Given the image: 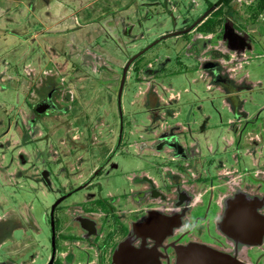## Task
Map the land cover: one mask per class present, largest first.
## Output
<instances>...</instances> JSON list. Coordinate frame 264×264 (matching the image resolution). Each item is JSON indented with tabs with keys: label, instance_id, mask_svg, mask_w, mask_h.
<instances>
[{
	"label": "rangeland",
	"instance_id": "obj_1",
	"mask_svg": "<svg viewBox=\"0 0 264 264\" xmlns=\"http://www.w3.org/2000/svg\"><path fill=\"white\" fill-rule=\"evenodd\" d=\"M259 2L232 0L235 17L223 16L204 34L191 29L217 0H0V260L36 263L33 251L48 248L49 206L70 189L71 204L130 191L131 173L147 165L145 143L164 121L227 125L212 129L216 137L194 133L204 144L240 134L245 148L258 133L264 162ZM228 28L243 35L246 48L228 47ZM206 59L219 63L228 89L207 75ZM48 82L57 87L56 108L33 110ZM229 100L239 101L247 118L236 117Z\"/></svg>",
	"mask_w": 264,
	"mask_h": 264
},
{
	"label": "flooded vegetation",
	"instance_id": "obj_2",
	"mask_svg": "<svg viewBox=\"0 0 264 264\" xmlns=\"http://www.w3.org/2000/svg\"><path fill=\"white\" fill-rule=\"evenodd\" d=\"M231 29L224 33L228 47L246 48L243 35ZM202 67L214 83L228 89L231 80L217 61L206 59ZM47 85L50 89L33 110L38 105L56 108L52 92L57 87ZM151 100L154 107L155 94ZM228 103L236 117L247 118L239 101ZM224 126L181 119L160 123L145 143L147 165L131 173L130 191L118 197L87 196L71 204L65 201L76 189H70L51 203L45 219L48 248L34 250L32 261L38 257L35 264H182L178 260L183 248L193 245L213 250L232 264H264L261 138L250 133L248 146L242 148L240 134L239 139L225 136L216 144H204L194 136L202 131L216 137L212 129L221 131ZM233 144L236 150L229 151ZM119 145L120 140L115 151ZM112 156L83 181V188L92 186ZM244 156L251 166L245 165ZM249 176L257 183L247 181ZM16 262L26 264L24 258L11 255L0 260V264Z\"/></svg>",
	"mask_w": 264,
	"mask_h": 264
},
{
	"label": "trees",
	"instance_id": "obj_3",
	"mask_svg": "<svg viewBox=\"0 0 264 264\" xmlns=\"http://www.w3.org/2000/svg\"><path fill=\"white\" fill-rule=\"evenodd\" d=\"M231 3L232 0H217V4L215 5L217 9L213 10L211 15L196 27V30L204 34L214 33L217 26L222 24L223 16L230 19H232V17L234 18L237 12L232 7ZM259 7L264 8V0H260Z\"/></svg>",
	"mask_w": 264,
	"mask_h": 264
},
{
	"label": "water",
	"instance_id": "obj_4",
	"mask_svg": "<svg viewBox=\"0 0 264 264\" xmlns=\"http://www.w3.org/2000/svg\"><path fill=\"white\" fill-rule=\"evenodd\" d=\"M205 67L208 68L209 65L206 64ZM178 262L182 264H232L231 261L224 259L213 250L193 245L183 248V253Z\"/></svg>",
	"mask_w": 264,
	"mask_h": 264
},
{
	"label": "crops",
	"instance_id": "obj_5",
	"mask_svg": "<svg viewBox=\"0 0 264 264\" xmlns=\"http://www.w3.org/2000/svg\"><path fill=\"white\" fill-rule=\"evenodd\" d=\"M208 17V16H207ZM207 17L203 18L202 20H200L197 24H195L191 30H194V28H196L204 19H206Z\"/></svg>",
	"mask_w": 264,
	"mask_h": 264
}]
</instances>
